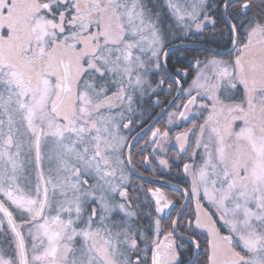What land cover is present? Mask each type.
Instances as JSON below:
<instances>
[{"label":"snow or ice","instance_id":"1","mask_svg":"<svg viewBox=\"0 0 264 264\" xmlns=\"http://www.w3.org/2000/svg\"><path fill=\"white\" fill-rule=\"evenodd\" d=\"M0 264H264V0H0Z\"/></svg>","mask_w":264,"mask_h":264},{"label":"trees","instance_id":"2","mask_svg":"<svg viewBox=\"0 0 264 264\" xmlns=\"http://www.w3.org/2000/svg\"><path fill=\"white\" fill-rule=\"evenodd\" d=\"M251 15V13H250ZM219 34L217 33V36ZM211 37V33L209 32H205L203 36H197L192 38L191 40H189L186 44H199V45H205L217 50H221L219 48L216 47V43L218 41H213L210 39ZM187 51H181V52H174L172 55L169 56L168 58V63H169V71L170 72H174V69L176 68H186L188 65L190 64H194L195 63V59L198 58L200 60H206L207 58H209L212 54L207 52V51H203V50H197V49H193V48H187ZM194 74V73H193ZM189 81L191 80V76H189L187 78ZM170 83V81L168 82ZM168 83H165L160 91V100L162 101V103L160 104V106L158 107H153L151 104H148L145 108L143 113H145V116H143V114L141 115L142 117V121L143 120H147V123L144 125L146 126L151 120H148L149 116H153L154 114H157L167 103V101H170L173 98L174 92L176 91V88L173 87L172 91H171V95L168 94L167 89H168ZM184 87H187V84H184ZM153 99H155V97H153ZM183 100V98H181L178 102L180 103ZM174 109L171 108L170 110ZM169 110V111H170ZM166 115V114H165ZM165 115L161 118L160 124L163 122V120L165 119ZM189 126V125H187ZM139 129L138 128H134L132 129V131L129 133L127 132V134L129 135V137L131 138V136H133ZM180 130L179 128L174 129V131ZM125 133V135H127ZM148 139V136H143L142 139L139 140V143L136 145V147H134L132 149V169L138 173L141 176L144 177H149V178H155V179H162L165 180L167 182H170L172 184L176 183L175 177L177 175V164L181 165V163H175L172 162V167L170 170L168 171H164L162 169H160L159 167H157L156 165L152 164H148V165H144L141 160V153H140V146L144 145L145 141ZM171 152H174L173 150H171ZM149 153V147L146 148V151L144 152L145 155H147ZM130 176V180H131V184L129 185L131 189L135 190L137 188V186L143 184L145 188L147 187H155L158 185H154V184H150L141 180H138L137 178H135L134 176H132L131 174H129ZM171 189L170 188H166L164 187V191L165 192H169ZM135 195V192L133 191V196Z\"/></svg>","mask_w":264,"mask_h":264},{"label":"water","instance_id":"3","mask_svg":"<svg viewBox=\"0 0 264 264\" xmlns=\"http://www.w3.org/2000/svg\"><path fill=\"white\" fill-rule=\"evenodd\" d=\"M186 48H193V49H197V50H203V51H207L209 53H213V50L214 51H221V50H217V49H214V48H211V47H208V46H205V45H199V44H186L185 45ZM178 95V92L176 91V94L173 96H177ZM173 99V98H172ZM171 99V100H172ZM170 100V101H171ZM179 100L176 101V103L178 102ZM162 109H165L164 111H162ZM157 114H159V116L156 117V119H158V121L171 109V108H168L167 107V104L162 108ZM155 124V120H152L144 129L143 131L140 132V135L143 137L144 136V132H148V129L150 127H152L153 125ZM156 125V124H155ZM129 173L134 176L135 178H137L138 180H141V181H144V182H147V183H150V184H154V185H160L161 183H164L166 186V188H172V186H174V184L170 183V182H167L165 180H162V179H155V178H148V177H144V176H141L139 175L138 173H136L131 165H130V171Z\"/></svg>","mask_w":264,"mask_h":264},{"label":"rangeland","instance_id":"4","mask_svg":"<svg viewBox=\"0 0 264 264\" xmlns=\"http://www.w3.org/2000/svg\"><path fill=\"white\" fill-rule=\"evenodd\" d=\"M177 91V90H176ZM176 91L174 92V95L176 94ZM173 95V96H174ZM183 102V100L180 102V103H182ZM179 104V103H178ZM172 110H174V109H172ZM171 111V110H170ZM167 115H168V112L166 113V115H165V119L163 120V122L160 124V126H165L166 125V120H167ZM142 117V116H141ZM142 119V118H141ZM177 123H179V122H177ZM175 126L176 125H171L170 127H172L173 128V134L175 133V131H174V128H175ZM181 127H187V124H182L181 125ZM171 150H173L174 152H171ZM167 154H166V157L165 158H167V159H169V161L170 162H175V163H181V166H182V163L184 162V161H182V160H176V154H177V151H178V148L177 147H175L174 145H168L167 146ZM150 152H153V149L150 147L149 148V153ZM158 155L159 156H165V154L164 153H158ZM152 163L154 164V165H156L157 167H159L160 169H162V170H164V171H168L169 169H165V168H163L162 166H160L159 164H158V162H157V158H153L152 159ZM152 163H150V164H152Z\"/></svg>","mask_w":264,"mask_h":264},{"label":"flooded vegetation","instance_id":"5","mask_svg":"<svg viewBox=\"0 0 264 264\" xmlns=\"http://www.w3.org/2000/svg\"><path fill=\"white\" fill-rule=\"evenodd\" d=\"M143 116H145V113H143ZM145 117H146V116H145ZM151 121H152V120H151ZM151 121H150V122H151ZM160 121H161V119L159 120V123L156 124L155 126H158V127H159V126H160ZM150 122H149V123H150ZM149 123H148V124H149ZM148 124H147V125H148ZM147 125H146V126H147ZM146 126H144V128H145ZM144 128H143V129H144ZM176 128H177V127L175 126L174 129H176ZM125 133L127 134V132H125ZM136 133H137V132H136ZM136 133H135L133 136H135ZM127 135H128V134H127ZM148 135H150V132H148ZM144 136H145V135H144ZM149 148H150V147H149ZM129 174H130V173H129ZM148 178H149V177H148Z\"/></svg>","mask_w":264,"mask_h":264}]
</instances>
